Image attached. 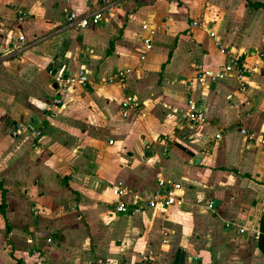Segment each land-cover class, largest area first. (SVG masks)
Wrapping results in <instances>:
<instances>
[{
	"label": "crops",
	"instance_id": "crops-1",
	"mask_svg": "<svg viewBox=\"0 0 264 264\" xmlns=\"http://www.w3.org/2000/svg\"><path fill=\"white\" fill-rule=\"evenodd\" d=\"M105 1L81 28L70 13L103 0H0V264H264V0ZM82 68L60 91L57 72ZM160 178L183 204L115 211L119 181L137 204Z\"/></svg>",
	"mask_w": 264,
	"mask_h": 264
},
{
	"label": "built area",
	"instance_id": "built-area-1",
	"mask_svg": "<svg viewBox=\"0 0 264 264\" xmlns=\"http://www.w3.org/2000/svg\"><path fill=\"white\" fill-rule=\"evenodd\" d=\"M103 6L98 9L97 11H94L88 15L84 16H78L75 12H71L68 21L70 24H77V26L81 28H86L90 26L91 24H98L104 19V15L111 12L110 4H108L105 0ZM21 16H25L26 13L22 10L19 11ZM143 28L147 31V35L144 37V44L146 49H151L153 46V36L156 34V29L153 27H150L147 23L143 24ZM211 36L215 38L216 44L225 51V48L222 44L221 39L217 36L215 31H211ZM20 40H24V36L20 37ZM248 68L241 63V61L236 57L232 56L229 60V62L225 65L224 71L225 72H233L237 78H239L241 81L244 80L245 73L247 72ZM86 69L82 68L80 70V73L77 75H73L72 73H69L68 75H65L64 72H57L55 76L56 83L58 85V88L60 91L66 90L69 85L72 82H80L82 84H86L88 82V77L86 75ZM206 76H211V78L214 81H217L224 77L223 72L219 73H213L210 71H203L198 73L196 76V80L200 83H203L205 81ZM115 78H119L120 80H123L125 77L124 71H117L114 76ZM191 84L194 83V80L192 79L190 81ZM57 103H61V100H56ZM191 105V112H190V118L194 121H196L199 124H203L207 122V116L205 111L198 105H196V102L194 100L190 101ZM131 106L130 99H127L126 101H123V107H124V114H127V109ZM29 126L27 125H19L17 129L14 131L15 134H19L23 129H28ZM31 131L36 136H42V132L40 129L36 127H32ZM243 132H246L243 130ZM39 137V138H40ZM217 137L220 138L221 134H217ZM262 143L264 144V138L262 139ZM123 182L119 181L117 184H115L112 187V192L115 196L114 199V208L117 213H123V214H129V215H135L142 210H144V207H153V208H160L164 209L167 207H170L172 205H181L184 203V197L182 196V190H183V184L180 181H174L172 179H162L160 178L158 180V186L159 189L156 191L155 195L146 200L145 203H137L132 204L128 203L126 201L120 200L121 196V187ZM195 205H192V207ZM197 207L201 210H212L214 209L213 202H209L205 205H197ZM51 241V239H49ZM145 264H157L152 261H148Z\"/></svg>",
	"mask_w": 264,
	"mask_h": 264
},
{
	"label": "trees",
	"instance_id": "trees-1",
	"mask_svg": "<svg viewBox=\"0 0 264 264\" xmlns=\"http://www.w3.org/2000/svg\"><path fill=\"white\" fill-rule=\"evenodd\" d=\"M5 207H6L5 191H3V202H2V205H1V211H2V213L5 212ZM4 214H5V213H4Z\"/></svg>",
	"mask_w": 264,
	"mask_h": 264
}]
</instances>
